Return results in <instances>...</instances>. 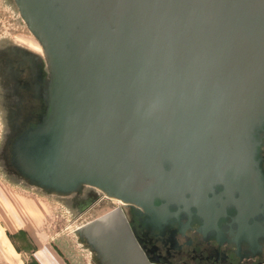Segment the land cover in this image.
Returning a JSON list of instances; mask_svg holds the SVG:
<instances>
[{"label":"water","instance_id":"95a60500","mask_svg":"<svg viewBox=\"0 0 264 264\" xmlns=\"http://www.w3.org/2000/svg\"><path fill=\"white\" fill-rule=\"evenodd\" d=\"M12 7L39 42L51 79L47 115L13 152L28 184L51 198L89 188L160 229L181 211L191 218L194 207L200 231L218 240V220L233 208V241L257 246L264 0H12ZM112 247L124 264H157Z\"/></svg>","mask_w":264,"mask_h":264},{"label":"flooded vegetation","instance_id":"af4514ba","mask_svg":"<svg viewBox=\"0 0 264 264\" xmlns=\"http://www.w3.org/2000/svg\"><path fill=\"white\" fill-rule=\"evenodd\" d=\"M8 1L12 6V0ZM50 84L42 50L19 43L10 34L0 36V176L15 187L48 198L51 197L33 188L21 177L12 160L17 143L28 131L38 127L47 115ZM257 139L260 142L258 158L264 175V128L257 133ZM32 143V140L29 141V144ZM102 198L106 197H98L94 191L85 188L69 197L51 199L61 202L71 215L77 216ZM161 204L156 202L157 206ZM128 208L131 220L116 217L111 225L118 234L117 245L121 248L126 247L123 232L128 230L131 248L125 253L132 258L143 262V254L157 264H264V237L258 239L256 247L247 242L238 247L233 241L231 232H236L238 228L234 222L237 212L233 208L227 210L226 217L218 220L223 234L220 240L215 232L204 236L200 231L202 222L194 207L191 208V218L181 211L177 218L172 217L162 223V229L151 218ZM170 211L174 214L179 209L171 206ZM260 221L263 223L264 220Z\"/></svg>","mask_w":264,"mask_h":264},{"label":"rangeland","instance_id":"374dc122","mask_svg":"<svg viewBox=\"0 0 264 264\" xmlns=\"http://www.w3.org/2000/svg\"><path fill=\"white\" fill-rule=\"evenodd\" d=\"M5 34L41 50L10 2L0 0V36ZM116 217L131 220L128 206L117 200L102 198L73 216L61 202L15 187L0 176V264H40L37 251L45 247L66 264H124L112 247H119L112 238L118 235L111 225Z\"/></svg>","mask_w":264,"mask_h":264},{"label":"crops","instance_id":"0c3cea01","mask_svg":"<svg viewBox=\"0 0 264 264\" xmlns=\"http://www.w3.org/2000/svg\"><path fill=\"white\" fill-rule=\"evenodd\" d=\"M118 249H120L122 252L125 253L126 251H129V248H121L118 247ZM37 261L40 264H66L65 262H63V260H61V258L59 257V255L55 252V250H53L52 248H48L45 247L43 249H39L37 251Z\"/></svg>","mask_w":264,"mask_h":264}]
</instances>
